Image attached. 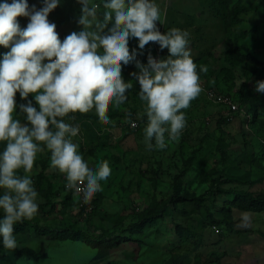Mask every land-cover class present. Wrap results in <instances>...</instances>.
Segmentation results:
<instances>
[{"label":"rangeland","instance_id":"1","mask_svg":"<svg viewBox=\"0 0 264 264\" xmlns=\"http://www.w3.org/2000/svg\"><path fill=\"white\" fill-rule=\"evenodd\" d=\"M27 2L30 9L33 5L37 10L43 7V0ZM92 2L100 5L97 18L102 21L105 0ZM154 2L160 8L157 27L162 33L175 27L190 34L189 47L202 91L181 110L185 128L174 141L166 134L164 149L147 150L143 131L147 117L137 115L143 113L145 104L138 96L139 83L131 75L139 69L134 60L122 65V78L131 81L133 88L126 93L125 103L119 107L110 104L108 125L99 121L95 109L64 117L66 123L79 125L80 133L73 142L89 167L109 162L111 175L92 198L100 196L97 212L90 213L92 199L86 204L82 195L74 192L64 201L65 176L51 169V153L45 149L37 154L31 174L39 210L24 221L22 232L14 234L15 250L25 248L30 253L18 255L0 243V264H264V210H253L238 197H264V93L255 90L257 81H264V69L256 62L241 60L250 54L264 61V0ZM81 9L79 0H60L49 14L61 41L71 32L83 30L78 23ZM17 19L22 29L27 27V17ZM153 44L144 49L153 51ZM128 47L130 54L141 50L134 37ZM9 50L1 46L0 61ZM159 51L161 59L168 57L167 49L159 47ZM200 66L208 71L199 72ZM242 84L253 95V103L240 106L238 112L207 100L203 93L211 88L237 103ZM29 100L39 110L33 94L25 100L17 92L13 117L22 124L27 120L19 106ZM128 112L131 117L126 122ZM222 119L226 122L219 123ZM5 147L6 142H0V152ZM23 174V169L18 170V175ZM209 190L215 193L212 199ZM3 191L0 189V195ZM174 192L180 198L165 209ZM163 208L166 212L161 216L143 220L145 213ZM243 213L249 216L247 227L240 226ZM68 225L86 235L107 230L119 240L93 247L82 240L53 238L54 232L38 229L49 226L60 232Z\"/></svg>","mask_w":264,"mask_h":264},{"label":"clouds","instance_id":"2","mask_svg":"<svg viewBox=\"0 0 264 264\" xmlns=\"http://www.w3.org/2000/svg\"><path fill=\"white\" fill-rule=\"evenodd\" d=\"M59 3L43 0L39 10L34 5L30 9L27 0L0 3V46L10 48L0 61V142H6L0 152V189L4 190L0 195V243L8 250L18 246L14 225L31 220L39 210L31 178L38 153L45 149L51 153V169L63 174L66 189L82 195L86 204L111 175L107 160L94 169L89 167L73 142L80 127L66 123L64 117L95 109L102 124L110 123V104L125 103L126 93L133 88L131 81L122 78V65L136 57L135 51H129L130 38L138 39L141 50L154 42L169 53L160 60L149 55L146 65L136 61L139 71L131 73L145 104L143 113L137 115L147 117L143 130L147 150L164 149L166 134L170 141L179 137L186 126L181 110L202 91L189 47L190 34L175 27L162 33L157 27L161 12L154 0H105L102 21L97 18L99 4L79 0L82 15L78 23L83 30L71 32L63 41L55 23L48 20ZM18 17L29 19L26 28L20 27ZM207 71L200 66L199 72ZM255 90L264 93V81H257ZM17 92L25 100L33 94L39 106L37 110L31 100L19 106L26 124L13 117ZM130 117L128 112L126 122ZM20 169L23 175H18ZM248 223V214H241L240 226Z\"/></svg>","mask_w":264,"mask_h":264},{"label":"trees","instance_id":"3","mask_svg":"<svg viewBox=\"0 0 264 264\" xmlns=\"http://www.w3.org/2000/svg\"><path fill=\"white\" fill-rule=\"evenodd\" d=\"M135 53H136V57H135L134 61L145 62L147 64V58L149 55H151L153 53V51H152V49H150V50L144 49V50H136ZM0 54H2L1 46H0ZM241 60L249 61V62H256L260 68L264 69V61H259L250 54L243 55ZM231 62L233 64H236V61L232 60ZM245 88H246L245 84L244 85L242 84L241 89L239 91L240 95H239L238 100H237L238 107L245 105V104H248V103L249 104L253 103V95H251V93H249ZM253 112H255V109L253 110ZM218 122L219 123L220 122L225 123L226 120L222 119L221 121H218ZM187 165L188 164L186 163L185 166L187 167ZM220 182H222V180ZM216 190H217V188H216ZM66 193L67 194L64 197V201H69L71 198V193H73V191L67 190ZM214 195H215L214 191L209 190L208 197L210 199H212ZM238 197H241L242 200H246L247 205L250 208H252L253 210H264V197H261V196H258V197L253 196L252 197L250 194H245V195L239 194ZM179 198H180V196L174 192L173 196L165 204V209L169 206V203H171L172 200H176ZM84 206H87V205H84ZM88 206L91 207L90 213L95 214L97 212V208L100 206V196L98 195L94 199H92L90 205H88ZM40 207L44 209V205H40ZM51 208H53V205L51 206ZM165 209L163 208L162 210H160L158 212H156V211L147 212L144 214L143 220L149 221V220H152L153 218H157L166 212ZM218 222L219 221H215V223H218ZM25 223L26 222L16 223L14 225V234L22 232L24 229ZM135 226H137V225H133V227H135ZM38 229L41 232H49V231H50V233L54 232V234L52 235L53 238H58V239L70 238L72 240H82V241L86 242L87 244H89L90 246H93V247L100 246L101 244H103V245L107 244V246H109L111 244H114V242H116L115 240H119V236H116L115 234L110 233L107 230L101 231L97 235H86L83 233V231L81 229H73V226H70V225L66 226L60 232L59 231L55 232V230L49 226L38 228ZM38 229L36 228V230H38ZM15 252L18 255L30 253V251L28 249H25V248H23L21 250H15Z\"/></svg>","mask_w":264,"mask_h":264},{"label":"built area","instance_id":"4","mask_svg":"<svg viewBox=\"0 0 264 264\" xmlns=\"http://www.w3.org/2000/svg\"><path fill=\"white\" fill-rule=\"evenodd\" d=\"M158 29L161 32L163 31V29H160V28H158ZM160 54L161 53L159 51V47H157L156 43H154L153 44V53L151 54V56L154 59L160 60L161 59ZM203 93H204L207 100L214 102V103L222 104L230 112H238L240 110V108L238 107V104L235 103L232 98L217 95V94H215V91L211 88L203 89ZM66 183L67 182L64 183L63 187L67 191L68 189H66V187H65ZM71 191L74 192V190H71Z\"/></svg>","mask_w":264,"mask_h":264}]
</instances>
